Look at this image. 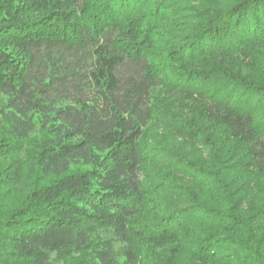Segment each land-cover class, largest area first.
I'll return each instance as SVG.
<instances>
[{
    "label": "trees",
    "instance_id": "16d2710c",
    "mask_svg": "<svg viewBox=\"0 0 264 264\" xmlns=\"http://www.w3.org/2000/svg\"><path fill=\"white\" fill-rule=\"evenodd\" d=\"M0 264H264V0H0Z\"/></svg>",
    "mask_w": 264,
    "mask_h": 264
},
{
    "label": "rangeland",
    "instance_id": "374dc122",
    "mask_svg": "<svg viewBox=\"0 0 264 264\" xmlns=\"http://www.w3.org/2000/svg\"><path fill=\"white\" fill-rule=\"evenodd\" d=\"M89 168H91V167L79 164V165H76V167H74V170L84 172V171L88 170Z\"/></svg>",
    "mask_w": 264,
    "mask_h": 264
}]
</instances>
